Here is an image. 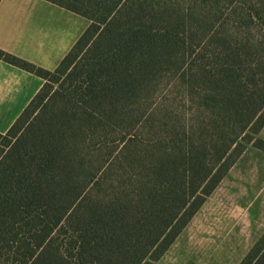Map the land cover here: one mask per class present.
<instances>
[{
  "label": "trees",
  "instance_id": "trees-1",
  "mask_svg": "<svg viewBox=\"0 0 264 264\" xmlns=\"http://www.w3.org/2000/svg\"><path fill=\"white\" fill-rule=\"evenodd\" d=\"M43 1L89 25L54 71L0 51L43 82L0 135V264H157L264 153V0Z\"/></svg>",
  "mask_w": 264,
  "mask_h": 264
},
{
  "label": "rangeland",
  "instance_id": "rangeland-1",
  "mask_svg": "<svg viewBox=\"0 0 264 264\" xmlns=\"http://www.w3.org/2000/svg\"><path fill=\"white\" fill-rule=\"evenodd\" d=\"M218 10L214 20L229 25V5ZM76 17L70 28L81 30L86 20ZM22 111L0 118V135ZM258 138L264 141V130ZM263 234L264 153L250 146L157 264H240Z\"/></svg>",
  "mask_w": 264,
  "mask_h": 264
},
{
  "label": "crops",
  "instance_id": "crops-1",
  "mask_svg": "<svg viewBox=\"0 0 264 264\" xmlns=\"http://www.w3.org/2000/svg\"><path fill=\"white\" fill-rule=\"evenodd\" d=\"M76 16L83 18L43 0H0V51L54 71L89 24L83 18L81 30L70 28L80 21ZM42 84L41 79L0 60V118L22 111Z\"/></svg>",
  "mask_w": 264,
  "mask_h": 264
}]
</instances>
